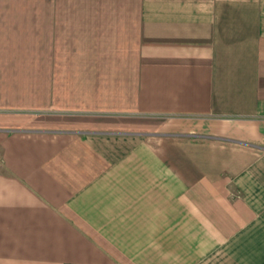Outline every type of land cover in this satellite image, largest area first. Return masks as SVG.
<instances>
[{
  "label": "crops",
  "instance_id": "1",
  "mask_svg": "<svg viewBox=\"0 0 264 264\" xmlns=\"http://www.w3.org/2000/svg\"><path fill=\"white\" fill-rule=\"evenodd\" d=\"M0 264H264V0H0Z\"/></svg>",
  "mask_w": 264,
  "mask_h": 264
}]
</instances>
